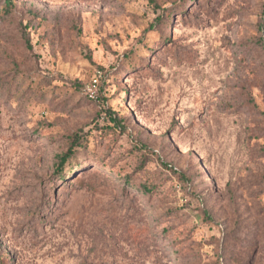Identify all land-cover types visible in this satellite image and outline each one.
<instances>
[{
  "label": "rangeland",
  "instance_id": "obj_1",
  "mask_svg": "<svg viewBox=\"0 0 264 264\" xmlns=\"http://www.w3.org/2000/svg\"><path fill=\"white\" fill-rule=\"evenodd\" d=\"M0 264H264V0H0Z\"/></svg>",
  "mask_w": 264,
  "mask_h": 264
},
{
  "label": "trees",
  "instance_id": "obj_2",
  "mask_svg": "<svg viewBox=\"0 0 264 264\" xmlns=\"http://www.w3.org/2000/svg\"><path fill=\"white\" fill-rule=\"evenodd\" d=\"M10 1V0H9ZM65 156H61V162H64Z\"/></svg>",
  "mask_w": 264,
  "mask_h": 264
}]
</instances>
